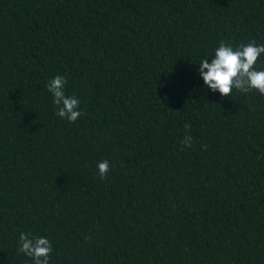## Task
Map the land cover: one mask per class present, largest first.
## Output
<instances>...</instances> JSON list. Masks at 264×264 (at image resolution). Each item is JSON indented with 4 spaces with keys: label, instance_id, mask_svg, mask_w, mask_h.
<instances>
[{
    "label": "trees",
    "instance_id": "obj_1",
    "mask_svg": "<svg viewBox=\"0 0 264 264\" xmlns=\"http://www.w3.org/2000/svg\"><path fill=\"white\" fill-rule=\"evenodd\" d=\"M221 40L264 44V0H0V264L21 232L49 264H264V95L205 86Z\"/></svg>",
    "mask_w": 264,
    "mask_h": 264
},
{
    "label": "clouds",
    "instance_id": "obj_2",
    "mask_svg": "<svg viewBox=\"0 0 264 264\" xmlns=\"http://www.w3.org/2000/svg\"><path fill=\"white\" fill-rule=\"evenodd\" d=\"M261 54H264V44L257 45L255 40L236 47L230 42L221 40L214 55L211 56V63L208 58L203 59L199 63L198 72L203 78L205 86L213 92H219L223 97H230L233 89L241 93L255 90L260 95H264V70L255 68ZM67 83L66 76L56 75L49 79L46 88L56 105V115L69 122H75L82 114L79 110L80 101L76 96L66 95ZM184 128L186 131L190 130L191 125L185 124ZM181 143L185 147H191L192 137L186 135ZM204 147L206 148V146ZM112 167L114 165H111L107 159L98 162L99 177L107 178ZM17 251L31 258L32 264H49L53 249L47 237L21 232Z\"/></svg>",
    "mask_w": 264,
    "mask_h": 264
}]
</instances>
